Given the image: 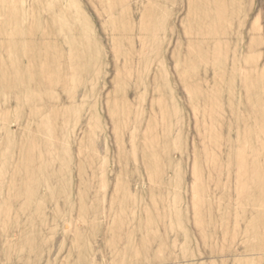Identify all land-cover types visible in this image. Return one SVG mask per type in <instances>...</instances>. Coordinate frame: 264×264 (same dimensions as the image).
I'll list each match as a JSON object with an SVG mask.
<instances>
[{
    "label": "rangeland",
    "instance_id": "rangeland-1",
    "mask_svg": "<svg viewBox=\"0 0 264 264\" xmlns=\"http://www.w3.org/2000/svg\"><path fill=\"white\" fill-rule=\"evenodd\" d=\"M0 264H264V0H0Z\"/></svg>",
    "mask_w": 264,
    "mask_h": 264
}]
</instances>
